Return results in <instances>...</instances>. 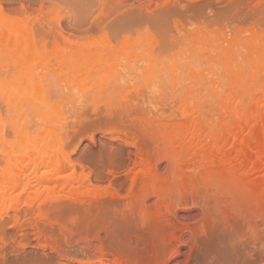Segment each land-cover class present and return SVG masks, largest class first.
Listing matches in <instances>:
<instances>
[{
	"label": "rangeland",
	"instance_id": "374dc122",
	"mask_svg": "<svg viewBox=\"0 0 264 264\" xmlns=\"http://www.w3.org/2000/svg\"><path fill=\"white\" fill-rule=\"evenodd\" d=\"M0 13L39 53L96 63L78 83L0 45L22 108L0 88V264H264V0H0Z\"/></svg>",
	"mask_w": 264,
	"mask_h": 264
},
{
	"label": "bare ground",
	"instance_id": "6f19581e",
	"mask_svg": "<svg viewBox=\"0 0 264 264\" xmlns=\"http://www.w3.org/2000/svg\"><path fill=\"white\" fill-rule=\"evenodd\" d=\"M17 20H19V19H17ZM17 20H12L11 18H9V17H6V16H4V15H2L1 13H0V45H4L5 44V42L8 40V39H11V40H8V41H12L9 45H11V46H9V47H11L10 48V50H11V53L9 54V55H11V56H13L14 58H16V59H19V60H21L23 63H24V66L25 65H28L30 62H32V61H36L37 62V66L38 67H40L41 69H44V68H46V66H47V61H49L48 59L49 58H51V57H53V59L52 60H55L56 62V68H58V70H60L61 72H62V70H64V71H66V72H71L73 75H74V77L76 78V79H80V80H78L77 82L78 83H80L81 81L83 82V79L85 78L86 79V77L88 76V74L89 73H91L95 68H96V63L93 61V60H91L89 57L87 58L86 57V55L84 54V52H86V51H76V52H74L72 55H70V56H72L73 58H75V59H77L78 61L79 60H81V63L79 64V65H76L75 67H70L69 66V64H68V62L67 61H69V56H63L60 52H59V49H58V47L56 46V44L52 47V49L50 50V51H48V52H41V53H39L38 51H37V49H36V47L32 44V43H30V42H28L29 40H28V35L29 34H31L30 33V31L28 32V34H26V35H24L26 38L25 39H27V40H25L24 42H22V41H20V36H23V35H21L25 30H23V27H22V23L20 22V21H17ZM24 21H26V20H24ZM27 29H28V27H27ZM219 30V29H218ZM59 32V31H58ZM149 32V31H148ZM208 32V31H207ZM205 33V32H204ZM242 33V32H241ZM193 34V33H192ZM211 34V33H210ZM146 36H147V34H146ZM209 36V35H208ZM31 37V36H30ZM162 37V36H161ZM211 37V36H210ZM96 38V37H95ZM103 38V37H102ZM100 39V43H106L105 41H107V40H105V38H104V40L103 39ZM166 38V37H165ZM209 38V37H208ZM243 38V37H242ZM96 39H98V38H96ZM183 39V38H182ZM21 40H23V39H21ZM32 40V39H31ZM150 40V39H149ZM256 40V39H255ZM263 40V39H262ZM97 41V40H96ZM95 41V42H96ZM131 41V40H130ZM130 41H128V40H126L125 39V41H123L120 45H118V47L115 49V50H110L109 51V56H107V61H106V64H104L105 65V69H106V71H107V69H112L114 66H115V61L116 60H119V59H121V57H123L124 58V55L128 52V50L131 48V47H133L132 45V43L130 42ZM141 41V40H140ZM145 41V40H144ZM144 41H143V43H144ZM211 41V40H210ZM94 42V43H95ZM138 42V41H137ZM150 42V41H149ZM49 43V42H48ZM87 43V42H86ZM93 43V44H94ZM141 43V42H140ZM146 43V42H145ZM144 43V44H145ZM189 43V42H188ZM256 43H257V41H256ZM107 44V43H106ZM143 44V45H144ZM223 44H224V42H223ZM253 44V43H252ZM37 45V44H36ZM89 45V44H88ZM91 45V44H90ZM102 45H104V44H102ZM160 45V44H159ZM1 46V47H2ZM38 46V45H37ZM141 46V45H140ZM147 46V45H146ZM149 46H150V43H149ZM251 46V45H250ZM258 46V45H257ZM88 47V46H87ZM145 47V46H144ZM148 47V46H147ZM202 48V47H201ZM233 48V47H232ZM238 48H239V45H238ZM248 48V47H247ZM39 49V48H38ZM90 49V48H89ZM92 49V48H91ZM107 49H108V47H107ZM149 49V48H148ZM190 49V48H189ZM255 49V48H254ZM71 50V49H70ZM72 50H73V48H72ZM78 50H80V49H78ZM141 50V49H140ZM216 50V49H215ZM244 50V49H243ZM259 53H260V56H264V46H261V47H259ZM257 50V51H258ZM74 51V50H73ZM254 50L252 49V48H249L248 49V51H247V53H244L245 55L243 56L244 57V61L246 60V61H251V60H253V58H254V52H256V51H254ZM105 52V51H104ZM131 52H133L132 50H131ZM136 52H137V50H136ZM144 52H148V51H144ZM154 52V51H153ZM200 52V51H199ZM211 52H213V51H211ZM68 53V52H67ZM89 53H91V52H89ZM98 53V52H97ZM96 53V54H97ZM182 53V52H181ZM195 53V52H194ZM69 54V53H68ZM120 54H123V56H121ZM145 54V53H144ZM188 54V53H187ZM121 56L120 58L118 57V56ZM148 55V54H147ZM221 55V54H220ZM142 56V55H141ZM256 56V55H255ZM258 57H259V55H257ZM10 57V56H9ZM12 57V58H13ZM94 57H95V55H94ZM102 57V56H101ZM117 57L119 58V59H117ZM147 57V56H146ZM172 57V56H171ZM193 57V56H192ZM11 58V57H10ZM9 58V59H10ZM96 58H98L97 56H96ZM122 58V59H123ZM132 58H133V56H132ZM236 58V57H235ZM93 59V58H92ZM154 59V58H153ZM166 59V58H165ZM15 60V59H14ZM9 61V60H8ZM131 61V60H130ZM173 61H174V59H173ZM35 62V63H36ZM50 62V61H49ZM104 62V61H103ZM147 62V61H146ZM160 62V61H159ZM212 62V61H211ZM241 62V61H240ZM257 62V61H256ZM120 64H121V62H119ZM147 63H149V62H147ZM221 63V62H220ZM74 64V63H73ZM15 65H17L16 63H15ZM143 65V64H142ZM169 65V64H168ZM194 65V64H193ZM11 66V65H10ZM36 66V67H37ZM49 66H52V65H49ZM127 66V65H126ZM134 65H132L131 67H133ZM147 66V65H146ZM5 67V66H4ZM38 67H37V69H38ZM53 68H54V66H52ZM52 67H50V68H52ZM117 67V66H116ZM154 67V66H153ZM14 68V67H13ZM39 68V69H40ZM101 68V67H100ZM3 69V68H2ZM10 69H12L11 67H10ZM15 69H16V67H15ZM26 69V68H25ZM32 69V68H31ZM38 69V70H39ZM134 69V68H133ZM163 69V68H162ZM195 69V68H194ZM196 69H197V67H196ZM200 69V68H199ZM246 69V68H245ZM33 70V69H32ZM53 70H56V69H53ZM56 71V72H59V71ZM96 70H98L99 71V69H96ZM150 70V69H149ZM25 71H27V70H25ZM31 71V70H30ZM44 71V70H43ZM98 71H96V72H98ZM106 71H104V72H106ZM119 71H120V69H119ZM166 71V70H165ZM28 72V71H27ZM93 72H95V71H93ZM109 72H110V70H109ZM115 72V71H114ZM123 72V71H122ZM134 72H136L135 70H134ZM254 72V71H253ZM7 73V72H6ZM22 73H25V72H22ZM35 73H36V71H35ZM113 73V72H112ZM112 73H110V74H112ZM126 73V72H125ZM128 73V72H127ZM132 73V72H131ZM164 73V72H163ZM31 74H32V72H31ZM40 74V73H39ZM139 74V73H138ZM148 74V73H147ZM2 75V74H1ZM33 75V74H32ZM94 75H95V73H94ZM118 75V74H117ZM124 75V74H123ZM26 76H28V73H27V75ZM47 76V75H46ZM133 76V75H132ZM246 76V75H245ZM29 77V76H28ZM27 77V78H28ZM52 77V76H51ZM93 77V76H92ZM24 78V77H23ZM62 78V77H61ZM68 78V77H67ZM67 78H65V79H67ZM83 78V79H82ZM89 77H87V79H88ZM194 78V77H193ZM32 79H34V78H32ZM32 79H27L25 82H26V84H27V92H28V95H30L29 94V92H31L32 90H33V88L35 89V91H37L36 90V87L39 85H37V86H31V82H32ZM87 79H86V81H87ZM112 79V78H111ZM120 79H121V77H120ZM198 79V78H197ZM54 80V79H53ZM68 80V79H67ZM121 80H124V79H121ZM136 80V79H135ZM243 80H245L244 78H243ZM5 81V80H4ZM34 81V80H33ZM112 81H114V79L112 80ZM23 82V81H22ZM35 82V81H34ZM33 82V85H36L37 83V81L34 83ZM70 82V81H69ZM81 82V83H82ZM84 82H85V80H84ZM127 82H129V81H127ZM131 82H133V81H131ZM225 82V81H224ZM21 83V82H20ZM66 83V82H65ZM88 83V82H87ZM122 83V82H121ZM197 84V83H196ZM72 85H73V83H72ZM94 85V84H93ZM0 88L3 90V92H4V94H5V96H6V100L9 102L8 104L9 105H13L14 106V108H15V110L18 108V110L17 111H20L21 109H20V107H18V106H20V105H18V104H16L17 102H15V94L17 93V96H18V93H20V88L17 86V85H11V84H9V83H6V82H3V80H2V82L0 83ZM20 86V85H19ZM23 86V85H22ZM87 86V85H86ZM90 86V85H89ZM96 86V85H95ZM41 87V86H40ZM104 88V87H103ZM117 88V87H116ZM40 90H41V88H39ZM57 89V88H56ZM118 89H120V88H118ZM127 89V88H126ZM123 90H124V88H123ZM42 91V90H41ZM38 93H40V91H38ZM37 93V94H38ZM36 93H35V95H37ZM42 95V94H41ZM21 96V95H20ZM33 96V95H32ZM120 96V95H119ZM39 97H40V95H39ZM37 98H38V96H37ZM42 98H43V95H42ZM40 99V98H39ZM51 99V98H50ZM98 99V98H97ZM42 101V105H43V108H44V110H54V109H56V108H58V103H52V102H50V101H45V100H43V99H41ZM59 100H60V98H59ZM25 107V106H24ZM32 107V106H31ZM263 110H264V108H263ZM49 113V112H48ZM34 114V113H33ZM39 114V113H38ZM21 117V116H20ZM43 118H44V115H43ZM46 119V118H45ZM246 121V120H245ZM46 122H48V121H46ZM21 123V122H20ZM50 123V122H49ZM52 124V123H51ZM246 124V123H245ZM242 125H243V122H242ZM51 128V126L49 125L47 128ZM21 130V129H20ZM47 130V129H46ZM46 130H44V131H46ZM51 130H53V129H50V131ZM22 131H23V128H22ZM56 131V130H55ZM20 133V132H19ZM24 133V132H23ZM42 133V132H41ZM50 134V133H49ZM25 136V135H24ZM26 139V138H25ZM246 145V144H245ZM21 151V150H20ZM264 151V150H263ZM57 159V158H56ZM56 159H53L54 161L56 160ZM263 159H264V157H263ZM52 160V161H53ZM51 161V162H52ZM61 163L59 162V161H55L54 162V167L58 170H60V168H61ZM11 173H13V172H11ZM11 174H9L8 176H10ZM19 174L18 173H16L15 174V176L14 175H12V176H10V177H12V183L13 184H17L18 182H20L19 181V178L18 177H16V176H18ZM10 179V178H9ZM10 181V180H9ZM12 186V185H11ZM14 186V185H13Z\"/></svg>",
	"mask_w": 264,
	"mask_h": 264
}]
</instances>
